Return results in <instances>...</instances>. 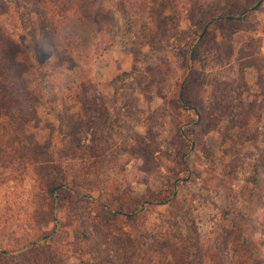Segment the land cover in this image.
Segmentation results:
<instances>
[{
  "label": "rangeland",
  "instance_id": "1",
  "mask_svg": "<svg viewBox=\"0 0 264 264\" xmlns=\"http://www.w3.org/2000/svg\"><path fill=\"white\" fill-rule=\"evenodd\" d=\"M0 27L8 264H264V0H0Z\"/></svg>",
  "mask_w": 264,
  "mask_h": 264
},
{
  "label": "trees",
  "instance_id": "2",
  "mask_svg": "<svg viewBox=\"0 0 264 264\" xmlns=\"http://www.w3.org/2000/svg\"><path fill=\"white\" fill-rule=\"evenodd\" d=\"M263 1V0H261ZM247 18V16H243L238 18L239 21H244ZM207 32H204L205 35ZM193 53L195 54L198 49L196 47L192 48ZM20 54L19 50V45L14 43L11 39L10 36H8L5 31L0 27V88L5 89L7 88V83H8V76H11L13 81H11V87L13 86L12 89L14 90H20V86L17 89V85H22L20 84L21 81H23L24 74L22 73L21 69L22 66L18 62V55ZM184 98V90L180 94V99ZM16 103L18 101L16 100ZM186 106L189 110H194V108L191 106V103L186 102ZM12 113V112H11ZM16 117H18V114H14ZM20 115V114H19ZM21 117V116H20ZM3 115L0 114V134H1V129H3V124L2 120ZM21 120L23 122H27L28 120L24 117H21ZM7 128V127H6ZM12 127H10V130ZM52 170H57L58 165H49ZM60 175V177L58 176ZM45 196L49 199V207L46 210L49 220L44 222L45 225H50L53 224V228L51 231L41 235L42 240H47V238H53L57 235L58 233V228L60 224V220L58 218V209H59V193L61 191L69 190V185L68 183L63 180L61 174H60V169L56 175H53L49 173L47 177L45 178ZM141 209L135 210L131 214H127L126 216L129 217H135L140 213ZM49 223V224H48ZM47 226V227H48ZM241 234H244L243 230H240ZM32 246V243L28 245H23L21 248H15V249H8L4 248V246L0 245V264H8L10 263V259L14 257H17L15 260H20L22 255L20 254L19 256L18 253L23 252L25 250H28L29 247ZM25 258V257H23ZM23 262L24 260L21 259ZM19 264H24L20 263Z\"/></svg>",
  "mask_w": 264,
  "mask_h": 264
}]
</instances>
